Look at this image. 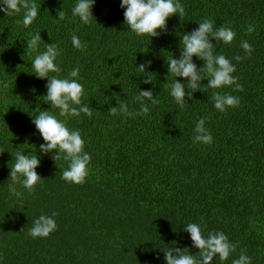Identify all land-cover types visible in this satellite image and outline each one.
Returning a JSON list of instances; mask_svg holds the SVG:
<instances>
[{"label": "trees", "instance_id": "obj_1", "mask_svg": "<svg viewBox=\"0 0 264 264\" xmlns=\"http://www.w3.org/2000/svg\"><path fill=\"white\" fill-rule=\"evenodd\" d=\"M74 2L35 0L41 10L28 28L18 23L22 13L0 12V264H164L163 250L175 241L191 245L183 231L191 221L205 233L225 232L237 245L223 264H232L241 251L252 264H264V0H182L185 14L169 18L168 31L152 39L127 29L120 0H96L88 25L72 18ZM61 8L66 16L57 20ZM204 18L236 32L231 45H217L218 53L244 55L241 40L254 51L242 61L232 59L242 90L208 89L204 80L180 108L165 86L173 79L166 61L179 57L180 37ZM36 31L45 43L58 44L60 75L81 69L82 99L93 116L72 118L69 126L81 130L91 170L85 183L69 184L61 179L66 162L42 155L35 191L17 184L20 194L13 195L7 185L15 153L40 155L44 141L32 121L51 110L43 98L47 79L32 73L36 53L26 49ZM74 33L86 44L83 50L73 47ZM146 59L151 67L141 72L137 65ZM145 75L153 84L142 83ZM138 86L153 89L159 103L135 119L110 116L109 108L130 102ZM213 91L239 96L240 105L219 112ZM202 117L211 145L193 141ZM53 212L58 229L32 239L27 233L34 219ZM190 251L199 255L196 248Z\"/></svg>", "mask_w": 264, "mask_h": 264}, {"label": "clouds", "instance_id": "obj_2", "mask_svg": "<svg viewBox=\"0 0 264 264\" xmlns=\"http://www.w3.org/2000/svg\"><path fill=\"white\" fill-rule=\"evenodd\" d=\"M96 0H75L71 8V16L78 19L83 25L92 22L93 8ZM120 8L124 10L123 23L136 37L144 39L159 37L166 33L169 18L185 14L182 0H120ZM40 7L35 0H0V12L5 15H17L22 13L21 23L28 28L37 19ZM66 12L63 8L57 10V20H63ZM198 27L184 32L180 37V55H172L167 58V76L171 74L173 79L166 80L165 86L169 96L180 108L193 100V93L201 90L202 81L207 80L208 89H225L233 87L242 90L238 77L233 75L236 65L232 59L242 61L250 57L254 51L247 40H241L240 47L244 55L237 54L232 59L223 53H218L217 45H231L236 37V32L228 26L216 27L210 18H204L197 23ZM248 33L254 31L252 24L248 25ZM72 45L77 50H83L86 44L75 33L71 37ZM41 31L30 34L26 40V49L36 53L31 62L32 73L39 79H47L46 94L43 96L51 110H42L33 117V124L37 133L44 141L39 145V153H27L17 150L15 162L10 167L11 182L7 185L9 193L19 195L17 184L21 185L29 193L35 191L42 177L37 172L41 164L42 155H52L53 159H63L67 167L64 168L61 179L69 184H83L90 173L92 155L85 150V139L81 130L69 126L72 118L93 116V109L82 99L85 95L83 77L80 75L79 66L73 67L67 75H60L62 68L58 62L61 51L57 43H45L44 50H40ZM215 41V42H214ZM195 58V59H194ZM196 60L203 61L198 66ZM152 60L146 59L137 65L141 72L150 68ZM150 72V71H148ZM142 80L143 84H153L152 78ZM180 78H185L181 81ZM6 86V85H5ZM134 94L130 102L117 101L116 106L109 108V115L118 118L142 117L151 111V108L159 103L153 89H141ZM186 88L188 89L186 91ZM187 97V99H186ZM213 105L219 112H226L229 108L240 105V97L228 92L213 91ZM56 110V111H53ZM58 111V115H57ZM58 117H63L60 119ZM193 141L202 145H211L213 135L206 127V119L200 118L193 128ZM55 150V151H53ZM57 213L51 215L40 214L32 222L28 229V235L32 239L47 238L58 229L55 219ZM183 231L188 234L190 246H180L175 241L172 247L163 250L164 264H213L218 260L223 264L235 252L236 244L223 231H209L205 233L201 223L188 222L183 225ZM190 248L198 249L199 255H193ZM159 259V256L157 257ZM232 264H252V258L241 251L238 258L232 260Z\"/></svg>", "mask_w": 264, "mask_h": 264}]
</instances>
